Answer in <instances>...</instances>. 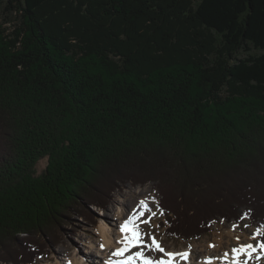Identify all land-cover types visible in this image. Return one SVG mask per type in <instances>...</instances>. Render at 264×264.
Wrapping results in <instances>:
<instances>
[{
  "label": "trees",
  "instance_id": "trees-1",
  "mask_svg": "<svg viewBox=\"0 0 264 264\" xmlns=\"http://www.w3.org/2000/svg\"><path fill=\"white\" fill-rule=\"evenodd\" d=\"M127 182L168 238L264 227V0H5L0 264Z\"/></svg>",
  "mask_w": 264,
  "mask_h": 264
},
{
  "label": "rangeland",
  "instance_id": "rangeland-1",
  "mask_svg": "<svg viewBox=\"0 0 264 264\" xmlns=\"http://www.w3.org/2000/svg\"><path fill=\"white\" fill-rule=\"evenodd\" d=\"M4 3L5 0H0V19L3 17ZM45 163L46 160L42 159L39 162V168H42ZM111 195L112 199L107 203V207L105 209L93 205L80 208L78 212H73L68 217L66 224L57 227L56 231H54L51 235L40 237L38 240L40 243L46 245L48 253L41 257H37L33 264H56V262L64 264L66 260H63L68 257H73L71 255H75L78 258L81 257L80 259L84 260V255L90 253L88 240L96 243V241L100 239V237L96 234V231H98V226L101 224L102 217H107L109 221H112L113 227L119 226V219L116 218V209L118 205H120L117 202V199L119 198H137V205L139 206L142 199H145L143 201L147 202L146 204L150 211L145 212L144 216H139V212H137L138 217L135 224L138 226L139 231L143 234L144 245H151L152 238H155L164 249V252L152 250L149 247L139 249L140 251L144 250V252L147 253L150 252L152 255L156 254L155 258L167 256L165 253H175L176 251L180 252L182 249L185 251L190 250L191 252H189V258L187 259H182L179 255L175 256L177 258L176 264H189L192 259H194L193 261H196L198 252L201 249L207 248L206 251L213 253V245L216 243L215 239L219 235H224L225 237L223 240L226 241L228 238L225 234L226 231L232 230L234 234L237 235L236 237H238L239 240L245 242L246 240L244 238H248V240L256 248V252L252 253L251 257H248L246 254L242 255V264H244L245 261H247V264H264V250L259 248V245L262 243L260 236L263 233L264 227H256L249 221L248 216H244L239 223L234 221L225 222L222 219L217 220L213 222L209 227V230L198 239L187 241L178 237L168 238L165 235L164 227L161 225L163 223L162 216L156 204L158 193L152 183L133 184L127 182L122 185L119 184V186L112 191ZM138 195H140V197ZM121 206V208H124V205ZM140 210L141 209H139V211ZM152 212H156V215L152 216ZM149 218V223L143 222ZM234 243L236 245L238 244L235 240L233 244ZM10 248L12 249V247ZM228 250L231 251V249ZM151 254L146 256L150 257ZM257 257H259V259H257ZM1 264L12 263L8 262Z\"/></svg>",
  "mask_w": 264,
  "mask_h": 264
},
{
  "label": "bare ground",
  "instance_id": "bare-ground-1",
  "mask_svg": "<svg viewBox=\"0 0 264 264\" xmlns=\"http://www.w3.org/2000/svg\"><path fill=\"white\" fill-rule=\"evenodd\" d=\"M140 197V195H138ZM125 197V196H124ZM140 200V199H139ZM145 199H142L143 201ZM137 198H128V199H117L118 207L116 209V218L119 219V226L113 227L112 221H109L107 217L101 218V224L98 226V231H96V234L100 237L96 243H93L92 241L88 240V247L90 248V253L84 255V260L78 258L75 255H71L73 257L65 258L63 261H65L64 264H108L109 261H112L113 264H116L117 261L125 259L128 255H132L137 251H140L138 247H133L129 252L124 253L123 256H113L112 253L116 252L117 249H120L124 247L123 244H121L119 241L123 239L124 234L120 232V227L123 225L127 220H129L131 217L136 216L137 212H139L140 206L137 205ZM147 203V202H146ZM124 205V208H121ZM129 205V206H128ZM115 224V223H114ZM226 236L228 237L226 241H224V235L218 236L214 243V252L210 253V251H206L207 248L201 249L198 252V257L196 261H193L192 259L189 264H208L210 261V264H232L233 262V253L232 249L238 248L242 245H248L252 243L248 240V238H244L246 241L242 242L241 240L236 237L237 235L234 234L232 230L226 231ZM231 239H230V238ZM233 237V238H232ZM234 240L237 245L233 242ZM94 241V240H93ZM208 246V245H207ZM232 246V247H231ZM231 247V248H230ZM142 249V248H141ZM228 249H231L229 251ZM81 251V250H80ZM144 252V250H143ZM190 250H181L180 252L176 251L175 253H187L189 256ZM85 253V252H84ZM174 253V252H171ZM225 253H227V259H225ZM151 253L150 252H144V256L146 258H149L153 260L154 262L159 260H168L170 257L164 256L155 258L156 254H151L150 257H148ZM148 255V256H146ZM242 255L241 254L238 259L240 260L242 264ZM187 256V258H189ZM100 259V261H99ZM177 258L174 257L173 264H176ZM56 264H60L56 262ZM63 264V263H62Z\"/></svg>",
  "mask_w": 264,
  "mask_h": 264
},
{
  "label": "snow or ice",
  "instance_id": "snow-or-ice-1",
  "mask_svg": "<svg viewBox=\"0 0 264 264\" xmlns=\"http://www.w3.org/2000/svg\"><path fill=\"white\" fill-rule=\"evenodd\" d=\"M140 211L139 216H144L145 212L150 211L145 201L140 202ZM152 216L156 215V212L151 213ZM137 217L133 216L129 220H127L123 225L120 227V232L124 234L123 239L119 241L124 247L117 249L116 252L112 253L113 256H123L124 253L129 252L133 247L143 248L149 247L152 250H156L159 252H164V249L160 246V244L156 241L155 238H152L151 245H144L143 244V234L139 231L138 226H136L135 221ZM144 223H149L150 218L148 220L143 221ZM261 250H264V243L259 245ZM256 252V248L251 245H242L238 248L232 249L233 253V262L232 264H241L238 257L241 254H246L248 257L252 256V253ZM170 259L168 260H159L154 262L153 260L146 258L144 256L143 250L137 251L132 255H128L125 259L117 261L116 264H173V259L175 256L179 255L182 259H187V253H165ZM227 253H225V259H227ZM259 259V257H257ZM108 264H113L112 261H109ZM210 264V261L208 262ZM247 264V261L244 262Z\"/></svg>",
  "mask_w": 264,
  "mask_h": 264
}]
</instances>
